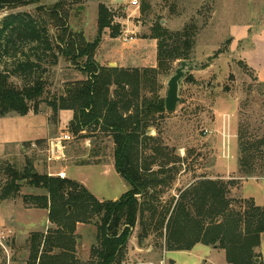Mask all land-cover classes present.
Returning <instances> with one entry per match:
<instances>
[{"label":"trees","instance_id":"1","mask_svg":"<svg viewBox=\"0 0 264 264\" xmlns=\"http://www.w3.org/2000/svg\"><path fill=\"white\" fill-rule=\"evenodd\" d=\"M36 4L38 0H0V11ZM46 15L55 29L53 37L47 24L40 26L32 18L25 21L10 17L0 28V118L37 113L47 91L44 65L54 67L63 58L85 79L68 82L52 105L74 113L75 125L71 130L75 135L98 132L112 139L116 171L130 190L117 201H101L83 184L39 174L31 169L32 164L20 169L16 159L12 165L0 163L1 202L22 197L26 207L49 211L52 226L46 232L30 235V255L25 264H123L138 228L140 246L154 235V246L164 243L166 251H190L202 244L225 251L228 264H256L261 258L257 249L264 234V206L257 205L253 198H231L236 182L202 179L173 194L169 203L161 201L164 193L160 189L173 180L166 176L167 168L176 161L147 130L157 115L162 117L166 113L165 97L160 94L162 85L156 87L158 77L167 74L171 64L192 59L194 25L172 34L161 21L157 22L152 38L158 41V67L119 69L98 62L99 40L89 42L84 33L71 30L66 3L55 4ZM113 17L110 9L100 6L101 31L106 28L120 31ZM33 43H39L35 49L46 60L39 54L37 62L33 61L24 52ZM20 53L25 60L18 58ZM14 78L20 80L21 86ZM241 139L240 146L244 145L253 160L249 153L253 145L249 147L246 142L242 145ZM147 151L152 154L146 156ZM159 158L165 161L158 163ZM243 161L239 171L248 177L256 175V165ZM261 168L264 169V164ZM171 171L178 172L175 168ZM25 187L43 194H23ZM79 223L94 224L96 228L95 244L86 261L79 256L81 237L76 232ZM3 258L0 245V264H7Z\"/></svg>","mask_w":264,"mask_h":264},{"label":"rangeland","instance_id":"2","mask_svg":"<svg viewBox=\"0 0 264 264\" xmlns=\"http://www.w3.org/2000/svg\"><path fill=\"white\" fill-rule=\"evenodd\" d=\"M132 1L38 0L36 5L1 10L0 28L10 17H19L25 21L32 18L40 26L47 24L49 35L53 37L55 29L49 23L46 12L57 3H66L70 11L71 30L84 33L89 42L99 40L96 58L101 65L115 64L119 69L151 70L158 67V41L152 38L156 23L161 21L172 34L182 33L194 25L195 46L192 59L188 61L192 67L186 69L180 81L181 101L175 112L166 111L162 117L157 115L147 130V134L159 139L163 147L167 148L165 152L176 161L167 168L166 176L170 175L173 180L160 189L164 193L161 201L169 203L173 194L185 189L192 181L211 179L236 182L231 190V198H253L257 205L264 206V169L261 168L264 164V82L240 54L241 50L251 47V42L260 48L259 51L264 50V44H258L252 37L256 31L264 28V0H138V7L132 6ZM101 5L113 13L114 25H120L117 33L111 28L100 30L98 21ZM233 26L250 27L248 38L239 44L234 43L231 31ZM125 37H133L134 40L126 42ZM35 46H39V43L28 45L24 52L33 61H36L39 54L46 60L41 51L37 53ZM258 55L262 61L260 63L264 65V55ZM18 58L25 60L21 53ZM44 66L47 70V91L37 113L48 119L51 141H40L35 148L29 144L26 146L28 152L19 150L13 157L0 158V163L12 165L17 162L20 169L32 164L31 169L34 168L39 174L66 171L69 178L84 182L98 196L106 199L121 197L130 186L115 169L90 166L112 167L115 164V144L112 139L104 138L98 132L75 135L71 130L74 113L69 122L70 117L62 119V110L52 105L63 94L68 82L85 79V76L63 58H59L54 67L49 64ZM180 67L181 62L177 61L171 64L167 74L158 77L156 87L162 85V97L166 98L168 81ZM14 80L21 86L20 80ZM224 131L230 134L227 139L223 137ZM64 134H68L71 140L63 143L64 149L59 153L53 150V143ZM240 138L242 145V142H246L249 147L254 146L249 152L254 156L253 160L247 154L248 151L245 152L244 145L240 146ZM151 154V151L146 152V156ZM51 157L55 159L50 160ZM242 159L243 162L256 165V175L248 177L239 171ZM162 161L165 160L158 159V163ZM49 166L52 169L49 170ZM173 168L178 172H172ZM157 169L154 167V170ZM25 193H37V190L25 187ZM16 200L23 202L22 197ZM9 224L16 225L11 222ZM32 233L26 236L22 232L0 229L3 260L6 259L7 264L26 263L30 255L28 240ZM139 233L138 228L133 235L136 240ZM155 239L152 235L144 241V251L136 257L138 260H149L151 264H171V259L176 264H228L225 251L202 244L190 251H169L164 255V243L162 246H154ZM148 249L151 251L148 252ZM85 252L86 248L81 247L79 256L83 258ZM257 252L262 255L256 264H264V235Z\"/></svg>","mask_w":264,"mask_h":264},{"label":"crops","instance_id":"3","mask_svg":"<svg viewBox=\"0 0 264 264\" xmlns=\"http://www.w3.org/2000/svg\"><path fill=\"white\" fill-rule=\"evenodd\" d=\"M250 29L251 28L247 26H233L231 31H232V37L234 38V43L239 44L240 42L248 38V33ZM252 37L255 38L258 44H264L263 43L264 39L261 40L262 38H264V28H262L259 32L256 31L255 35H252ZM250 46H251L250 48L248 47V48L241 50L240 54L242 58L247 62L249 67L257 73L259 79L262 82H264V65L260 63L262 61L258 58L259 56L258 54L264 55V50L259 51L260 48L258 46L256 47L253 46L252 42ZM62 112L63 113L61 115V118L63 119L65 117H70L68 121L71 122V119L73 118L72 111H62ZM50 138H51L50 135H48V119L41 116L40 113L30 112L26 116L15 115V116H8V117L0 118V158L7 159L8 157H11V156L13 157L16 154V152L19 150H22L24 153L28 152V150L26 149L27 145L31 144L35 148L38 142L45 141V140L51 141ZM90 166H96V167L103 166L105 167V169H108V170H112L114 168L116 171L115 164H113L112 167L111 166L106 167L105 165H90ZM51 167L49 166V170L52 169ZM60 173H65L66 178L71 179L69 178L66 171H60L57 174H52V173H49V174L47 173V174L50 176H59ZM78 183L83 184L97 199L101 201H117L125 194L124 193L119 198L115 196L113 199H106V197L104 196H98L97 194H95L92 191V189H90L84 182L83 183L78 182ZM179 183H181V181H179ZM193 183L194 181L189 183L186 187H188L189 185ZM175 187H177V185H175ZM30 194L38 195V194H43V193L39 191L37 193H30ZM8 201H12V202L6 203ZM8 201L6 202L0 201V229H4L7 231L11 230L12 232L16 231L17 233L22 232L23 234L27 236L31 232H36L39 230L41 232L43 231L46 232L51 227L52 224L50 223V220H49L48 210H42V209H36V208H26L22 200L17 201L15 199V200H8ZM5 215L7 216V218L5 217ZM10 222L15 223L16 225H13V224L8 225V223ZM13 226H15V228ZM76 232L81 237V239L78 240V242L81 244L80 248L81 247L86 248L84 257L83 258L80 257V258L86 261L90 257L91 247L95 244L96 228L95 226H92V225H85V224L79 223L77 225ZM195 247L193 249H195ZM129 249L130 251L128 253L127 259L123 264H148V263L151 264L149 260L140 261L136 258L139 253H143L144 248H142V246L139 245V241L136 240L134 237L130 241ZM150 251L151 250L148 249V252ZM166 253H169V251H165L164 255ZM12 262H15V261H12ZM169 262L170 263L173 262L174 264H176V261H174L173 259L169 260Z\"/></svg>","mask_w":264,"mask_h":264},{"label":"water","instance_id":"4","mask_svg":"<svg viewBox=\"0 0 264 264\" xmlns=\"http://www.w3.org/2000/svg\"><path fill=\"white\" fill-rule=\"evenodd\" d=\"M111 67L116 68L115 64H110ZM192 67V64L186 61L181 62V67L176 70V74L168 81V90L165 98V107L167 112H175L177 105L180 103L181 98L179 96L180 81L184 77L186 69ZM75 122H71V126H74ZM260 259H257L259 262Z\"/></svg>","mask_w":264,"mask_h":264},{"label":"built area","instance_id":"5","mask_svg":"<svg viewBox=\"0 0 264 264\" xmlns=\"http://www.w3.org/2000/svg\"><path fill=\"white\" fill-rule=\"evenodd\" d=\"M131 5L132 6H139V1L138 0H133L132 2H131ZM134 40V38L133 37H125V41L126 42H130V41H133ZM225 130H227V128L225 129ZM230 136V134H227L225 131H224V133H223V137H224V139H227L228 137ZM71 140V137L68 135V134H64L60 139H58V140H55V142L53 143V150H57V151H59V153H60V151H62L63 149H64V147H63V143L64 142H67V141H70ZM226 142H227V140H226ZM61 149V150H60ZM52 159H55V158H53V157H51L50 158V160H52ZM59 177H61V178H65V173H60L59 174ZM1 245V244H0Z\"/></svg>","mask_w":264,"mask_h":264}]
</instances>
